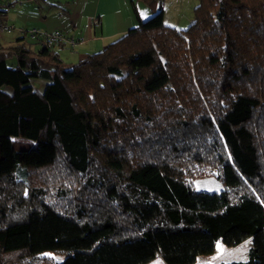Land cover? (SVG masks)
<instances>
[{"label":"trees","instance_id":"1","mask_svg":"<svg viewBox=\"0 0 264 264\" xmlns=\"http://www.w3.org/2000/svg\"><path fill=\"white\" fill-rule=\"evenodd\" d=\"M139 1L160 11L132 3L138 25L70 67L0 45V264H199L248 239L224 264H264V0H199L181 31Z\"/></svg>","mask_w":264,"mask_h":264},{"label":"rangeland","instance_id":"2","mask_svg":"<svg viewBox=\"0 0 264 264\" xmlns=\"http://www.w3.org/2000/svg\"><path fill=\"white\" fill-rule=\"evenodd\" d=\"M4 3H14L12 7H8L6 23L14 27V31L11 33H1L0 43L5 46H14L19 41L18 39L23 36L20 34V30L30 31L39 30L41 32H50L49 27H52L56 23V16L48 10H43L44 14L40 12L39 4L36 0H0ZM48 4L55 3L54 0H46ZM161 7L164 11V23L166 26L174 28L176 30H186L194 22V11L199 5V0H161ZM47 7L48 5H44ZM160 11V6L157 7L155 14L147 16L148 20L153 15H156ZM53 13V14H51ZM51 14V15H50ZM45 16V17H44ZM24 43L30 46L32 50H37L38 46L36 41L28 36H25ZM66 55L70 56V60L66 61V66L70 67L75 65L78 60L75 58L74 51H66ZM73 58V59H72ZM16 61L11 59L8 61L10 66H14ZM35 87L39 91H44L46 82L43 80H36L34 82ZM193 186L196 191L207 193H219L222 191L223 186L218 180L216 174L207 175L201 178H197L193 181ZM252 246V239L246 240L242 245L238 247H226L222 242H218L216 245L215 253L209 256H204L199 259V264H224L233 261H242L247 258L248 251ZM154 264H159L156 261Z\"/></svg>","mask_w":264,"mask_h":264},{"label":"crops","instance_id":"3","mask_svg":"<svg viewBox=\"0 0 264 264\" xmlns=\"http://www.w3.org/2000/svg\"><path fill=\"white\" fill-rule=\"evenodd\" d=\"M54 1L55 3L51 4H55L59 9L53 13L58 16L55 18L56 23L49 27L50 32H47H60L78 41L74 49L67 46L52 48L65 65V62L70 60L66 51H74L75 58L80 62L88 56L104 50L109 44L136 27L139 21L133 12L132 3L135 4L141 20H145L153 13L139 0ZM96 23L99 25L95 26ZM0 45L4 47L1 43Z\"/></svg>","mask_w":264,"mask_h":264},{"label":"built area","instance_id":"4","mask_svg":"<svg viewBox=\"0 0 264 264\" xmlns=\"http://www.w3.org/2000/svg\"><path fill=\"white\" fill-rule=\"evenodd\" d=\"M98 25L99 24L96 23L95 26ZM12 31H14V27L8 25L0 17V34L11 33ZM20 33L35 40L43 48H53L55 46H67L71 49H74L78 44V41L76 39L72 37H67L60 32L48 33L33 29L30 31L20 30Z\"/></svg>","mask_w":264,"mask_h":264}]
</instances>
